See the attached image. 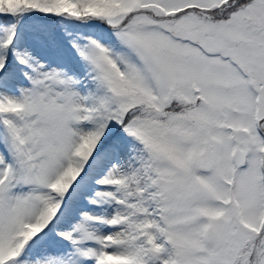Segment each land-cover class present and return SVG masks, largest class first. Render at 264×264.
<instances>
[{"label": "snow or ice", "instance_id": "snow-or-ice-1", "mask_svg": "<svg viewBox=\"0 0 264 264\" xmlns=\"http://www.w3.org/2000/svg\"><path fill=\"white\" fill-rule=\"evenodd\" d=\"M0 264H264V0H0Z\"/></svg>", "mask_w": 264, "mask_h": 264}]
</instances>
